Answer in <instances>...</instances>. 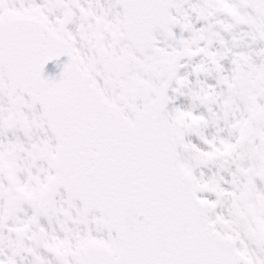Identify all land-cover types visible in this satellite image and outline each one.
Returning <instances> with one entry per match:
<instances>
[{
  "label": "snow or ice",
  "instance_id": "6c2138e0",
  "mask_svg": "<svg viewBox=\"0 0 264 264\" xmlns=\"http://www.w3.org/2000/svg\"><path fill=\"white\" fill-rule=\"evenodd\" d=\"M0 264H264V0H0Z\"/></svg>",
  "mask_w": 264,
  "mask_h": 264
},
{
  "label": "water",
  "instance_id": "95a60500",
  "mask_svg": "<svg viewBox=\"0 0 264 264\" xmlns=\"http://www.w3.org/2000/svg\"><path fill=\"white\" fill-rule=\"evenodd\" d=\"M62 61L66 62V58H62Z\"/></svg>",
  "mask_w": 264,
  "mask_h": 264
}]
</instances>
